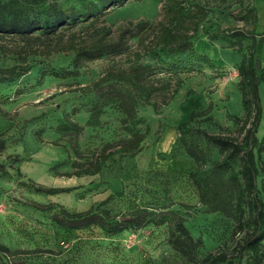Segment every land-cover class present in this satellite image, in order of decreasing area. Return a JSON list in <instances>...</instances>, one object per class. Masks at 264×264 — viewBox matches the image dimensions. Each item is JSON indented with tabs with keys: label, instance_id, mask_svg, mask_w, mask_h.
<instances>
[{
	"label": "rangeland",
	"instance_id": "374dc122",
	"mask_svg": "<svg viewBox=\"0 0 264 264\" xmlns=\"http://www.w3.org/2000/svg\"><path fill=\"white\" fill-rule=\"evenodd\" d=\"M164 1L130 0L61 35L64 44L72 40L76 47H92L102 33L110 34L103 36L106 44L116 41L120 29H132L123 54L113 56L105 49L97 60H82L77 67L79 76L64 81L47 77L39 83V77L51 69L71 70L74 51L47 52L41 47V55L24 56L28 50L22 51L20 41H0L1 69L30 67L16 81L0 83V108L11 115L7 119L0 113L4 143L0 164L7 171L0 177V245L16 252L0 255V264H186L168 245L165 226L124 230L116 236H107L96 227L66 231L52 222L51 213L35 207L48 204L71 213L99 208L116 220L139 208L166 209L184 221L193 238H201L200 255L219 247L229 250L235 244L231 238L233 185L226 175L212 171L209 162H197L185 153L176 127L188 120L190 112L205 111L216 126L199 122L192 126L210 134L219 133V128L235 134L230 116L244 115L237 67L248 55V43L234 39L240 51H233L220 39L209 40L203 29L208 34L249 30V23L230 15L249 5L257 14L255 33L262 34L264 0H242L241 4L237 0H187L189 10L203 9L206 18L199 24H183L189 35L194 34L193 54L179 55L175 64L179 69L171 71L150 54L159 32L152 34L149 28L161 20ZM53 2L64 11L79 7L78 0ZM113 83L127 91L97 106L95 85ZM146 85L160 89L152 97L154 108L145 101ZM258 94L262 117L256 137L260 140L264 136V84L259 85ZM62 119L79 124L80 133H59L57 122ZM133 119L141 120L139 125L134 126ZM138 139L142 141L135 156L119 152L132 148ZM97 157H107L98 174L72 175ZM219 157L213 149L211 160ZM29 182L67 191L39 194ZM257 187L264 191V176L258 177Z\"/></svg>",
	"mask_w": 264,
	"mask_h": 264
},
{
	"label": "trees",
	"instance_id": "16d2710c",
	"mask_svg": "<svg viewBox=\"0 0 264 264\" xmlns=\"http://www.w3.org/2000/svg\"><path fill=\"white\" fill-rule=\"evenodd\" d=\"M129 1L78 0V9L71 7L64 11L56 6L53 0H0V41L7 38L20 41L23 44L22 51L28 50L23 52L24 56L41 55L38 52L41 47L46 48L47 52L74 51L71 70L60 68L44 71L40 74L39 83L47 77L60 81L78 77L77 67L82 60H97L105 49L113 56L123 54L132 29L128 27L120 29L116 41L106 44L103 36L110 34L102 33L92 47H76L72 44V40L64 44L61 35L75 28L78 23L96 20L109 8H121ZM237 1L241 4L242 0ZM186 2L187 0H165L161 20L149 28L152 34L159 32L158 42L150 50V54L162 62L167 71L179 69L175 65L179 62L177 60L179 55L185 52L193 54L191 39L194 34L189 35L183 24L190 22L199 24L206 18V12L203 9L193 12L186 7ZM230 15L236 21L249 23L250 29L217 30L210 34L207 29H203V34L207 35L211 41L220 39L227 44V48L237 52L240 51V48H235L238 46L237 42L248 43V55L242 58L237 67L239 78L237 89L244 115L242 118L230 116V120L236 126L234 135L220 128L219 133L210 134L192 126L193 122L216 126L212 117L205 111L190 112L188 120L179 124L176 131L179 145L190 158L197 162H209L211 170L226 175L234 187L235 225L231 233V238L235 239L233 247L229 250L219 247L200 255V250L203 248L201 238H193L185 227L184 221L175 212L166 209L139 208L118 220L99 208L71 213L64 208L48 204L35 206L38 211L51 213L52 222L63 230L82 231L96 227L107 236H116L124 230H138L147 226H165L168 231V245L172 252L186 264H264V191L257 187L258 177L264 176V161H262L264 136L260 140L256 137L262 117L258 87L264 84V66L261 65L264 33H255L258 19L253 7L248 5L241 12ZM234 39L237 42L233 41ZM160 55L165 60H161ZM29 70L30 67L26 65L0 68V83H12L26 75ZM178 88L179 85L174 90L175 94ZM122 90L127 91L125 87L116 83L102 86L96 84L95 104L100 106L104 99L115 95L122 97ZM159 91V88L152 85L145 86V101L149 106L156 107L152 97ZM0 113H3L4 118H11V115L2 112L1 108ZM140 121L133 119L134 126L139 125ZM57 129L61 134L77 135L82 128L74 121L62 119L57 122ZM141 141L142 139H138L132 148H124L119 152L133 157L139 152ZM3 148L4 143L0 139V153ZM213 149H216L220 156L216 160H211ZM112 155L109 154L107 157ZM107 157L95 158L90 166L72 175L95 176L101 168L105 167ZM6 175L7 171L0 164V177ZM29 187L35 193L48 196L67 191L43 187L33 182H29ZM15 254L16 252H10L5 246L0 245V255ZM7 260H9L8 257Z\"/></svg>",
	"mask_w": 264,
	"mask_h": 264
},
{
	"label": "water",
	"instance_id": "95a60500",
	"mask_svg": "<svg viewBox=\"0 0 264 264\" xmlns=\"http://www.w3.org/2000/svg\"><path fill=\"white\" fill-rule=\"evenodd\" d=\"M121 220H126V219H121Z\"/></svg>",
	"mask_w": 264,
	"mask_h": 264
}]
</instances>
